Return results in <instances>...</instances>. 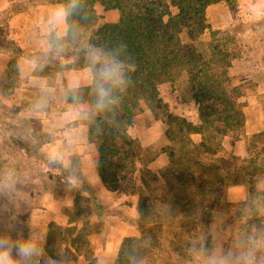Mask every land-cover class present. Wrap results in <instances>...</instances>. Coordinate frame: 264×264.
<instances>
[{
	"label": "rangeland",
	"instance_id": "1",
	"mask_svg": "<svg viewBox=\"0 0 264 264\" xmlns=\"http://www.w3.org/2000/svg\"><path fill=\"white\" fill-rule=\"evenodd\" d=\"M209 1L205 15L210 29L201 37L202 46L207 48L211 35L216 34L219 48L232 58L229 82L241 94L239 102L243 104L245 117L252 119L255 109H261L264 115V0ZM170 12L175 14L176 10L170 8ZM4 20L0 22V61H9L0 64V167L8 163L6 154L14 156L20 173L14 203L22 220L32 224V219H40L38 210L49 208L47 218H53L57 212L58 218L65 216L68 224L72 223L66 228L50 227L51 237L45 245L48 252L57 259L66 254L72 258V263L81 256L87 264H94L93 246L88 235L97 229L93 222L96 218L102 219L104 212L86 178L83 190L87 192H74L68 196L62 183L63 169L45 168L42 155L23 138L29 128L43 135L44 124L37 117L17 123V115L23 108L13 95L18 84L16 57L21 50L14 43L8 45L5 42ZM94 30L89 31L93 34ZM4 49L10 51L11 58L6 56L8 52ZM191 95L187 79L182 76L165 87L162 100L172 102L174 109L179 104L187 109L191 103L195 104ZM166 105L167 114L178 117L170 113L169 105ZM148 111L143 106L140 113ZM155 118L162 121L161 114ZM137 120L136 126L142 125L140 119ZM133 122L131 130L135 127ZM164 124L167 127L166 144L161 149L156 148L160 147V141L155 146L142 148L135 166L127 172L119 171V190L116 192L123 194L122 202L126 206V211L119 216L135 229V233L123 241L117 264H127L125 253L134 242L149 238L151 245L144 252L148 264H188L187 245L191 239L200 236H207L210 243L230 248L237 227L228 224L226 203L230 202L226 199V191L232 186H241L244 191L242 201L253 200L251 193L257 178L264 177V130L247 135L243 128L234 136L221 138L217 152L212 155L199 153L185 131L168 138V129H176L179 124ZM238 141L240 145L234 147V142ZM168 207L173 209L170 217ZM196 209L202 210L199 218L192 216ZM137 212L140 213L139 220L134 219ZM254 222L264 223V217L257 216ZM35 229L39 227L35 226Z\"/></svg>",
	"mask_w": 264,
	"mask_h": 264
},
{
	"label": "clouds",
	"instance_id": "2",
	"mask_svg": "<svg viewBox=\"0 0 264 264\" xmlns=\"http://www.w3.org/2000/svg\"><path fill=\"white\" fill-rule=\"evenodd\" d=\"M90 19L86 0L50 4L33 22L34 50L15 66L19 78L30 82L34 91L17 123L48 117L43 135L29 128L23 138L42 155L45 168L63 169L68 196L87 192L79 161L74 159L77 147L88 140L98 153L103 137L121 139L118 109L133 83L130 73L135 67L125 43L111 47L93 43L86 28ZM52 65L54 69L46 74ZM5 159L8 163L0 167V264H72L66 254L60 259L47 256L46 232L20 218L14 203L20 173L13 155L6 154ZM251 195L254 199L246 201L231 247L210 243L207 236L193 238L186 248L188 264H264V223L254 222L255 217H264V177L257 178ZM172 211L167 208L169 217ZM201 214V209L192 212L193 218ZM134 219H140L139 212ZM150 245V238L134 242L125 253L127 264H148L144 252Z\"/></svg>",
	"mask_w": 264,
	"mask_h": 264
},
{
	"label": "trees",
	"instance_id": "3",
	"mask_svg": "<svg viewBox=\"0 0 264 264\" xmlns=\"http://www.w3.org/2000/svg\"><path fill=\"white\" fill-rule=\"evenodd\" d=\"M209 4V0H86L91 16L86 28H95L93 43L105 47L125 43L135 65L130 73L133 83L118 109L121 139L105 136L98 142L96 164L107 190L118 191L119 171L131 170L140 160L143 149L137 139L128 135V128L143 106L155 117L161 114L163 123L179 124L176 129H168V138L183 131L200 135L196 149L203 154L214 155L221 138L243 130L241 94L230 86L228 77L232 58L219 48L215 33L207 48L202 46L201 37L210 29L205 15ZM170 8L176 13L172 14ZM108 12L111 20H105ZM182 76L197 105L196 126L168 115L162 100L165 87ZM226 206L228 224L238 227L246 201Z\"/></svg>",
	"mask_w": 264,
	"mask_h": 264
},
{
	"label": "crops",
	"instance_id": "4",
	"mask_svg": "<svg viewBox=\"0 0 264 264\" xmlns=\"http://www.w3.org/2000/svg\"><path fill=\"white\" fill-rule=\"evenodd\" d=\"M50 4L54 3H48L44 0H0V22H3L2 20L5 19L4 22L6 24V32L4 33V38H6L5 42H8V45L14 43V46L21 50L18 53V57H16V65L22 56L34 50L35 45L32 39L33 22L38 16L46 12ZM104 17L105 20L112 19L110 12L106 13ZM4 50L8 52L6 56L11 58L10 51L8 49ZM8 61H0V64L5 65ZM54 67L55 65H52L46 69V74L50 73ZM17 77L18 84L13 96L24 109L34 98V91L30 87V82H25L19 76ZM166 103L169 105L170 113L184 118L186 122L192 125H198V110L194 103H191L187 108L190 112L187 109H183V104H179V107L174 109L172 102L168 103L166 101ZM261 112V109H255L252 119L245 117L244 129H246L247 135L258 134L264 130V115ZM37 118L43 124L48 123V117L46 116ZM137 119H140V124L142 125L136 126ZM133 121L135 127L133 130H131L133 126L128 128V135L131 138L137 139L142 148L151 145L155 146L159 141L162 143L160 147L159 145L156 146L158 149H161L166 144L164 134L167 127L162 121H158L150 111L138 114L134 117ZM161 126L164 127L163 133H161ZM190 139L196 145L201 141V137L198 134H190ZM234 144V147L236 145L239 146L240 141L237 143L234 142ZM95 157L96 152L89 147L88 140L80 144L74 153V158L79 161L81 173L87 179L91 190L97 198L96 202L98 206L104 212L102 219L96 218L94 220L93 223L97 226V229L88 235V241L93 246L92 258L94 259V264H117V253L120 254L123 241L127 237L133 236L135 229L125 219L119 216L120 213L126 211V206L122 202L124 196L123 194L109 191L103 186ZM226 199L230 203L242 201L244 199L243 187L232 186L228 188L226 191ZM69 204L73 205L72 203H66V205ZM38 211L40 219H32L31 222L33 225L39 227L37 231L46 232L47 241L51 237L50 227L52 225L58 228H66L72 225V223L68 224L65 216L58 218L57 212H55L56 215L53 218H47L46 215L48 213L50 215L49 208L48 210ZM45 251L47 256L54 257L48 253L46 248ZM72 264H87V262L83 257L78 256L77 260Z\"/></svg>",
	"mask_w": 264,
	"mask_h": 264
}]
</instances>
